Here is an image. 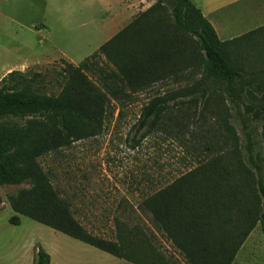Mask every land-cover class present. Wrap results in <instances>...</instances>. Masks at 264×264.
<instances>
[{"label": "trees", "instance_id": "trees-1", "mask_svg": "<svg viewBox=\"0 0 264 264\" xmlns=\"http://www.w3.org/2000/svg\"><path fill=\"white\" fill-rule=\"evenodd\" d=\"M259 37L264 38V27L221 40L191 0H157L78 66L64 61L58 93L47 91L51 82L42 72L6 74L0 80V185L30 184L9 197L17 214L11 224L21 225L19 216H24L132 264H232L258 225L264 236V161L255 152L251 119L241 111L251 107L246 99H256L254 88L264 91V80H258L264 68L246 69L233 56L245 53L249 40ZM195 73L201 75L198 82ZM172 76L174 83L191 80L194 85L183 93L159 94L142 109L133 148L172 121L178 96H194L196 87L210 80L224 84L227 101L241 117L245 143L230 132L219 155L149 195L140 213L150 217L152 227L130 223L122 229L118 224L117 241L100 238L76 219L42 160L96 138L114 118L113 107L121 118L136 94ZM210 96L202 88L201 100L194 97L186 103L206 106ZM257 104L264 110V104ZM182 122L175 124L184 126ZM158 234L182 259L162 246ZM33 264H51L40 245Z\"/></svg>", "mask_w": 264, "mask_h": 264}, {"label": "rangeland", "instance_id": "rangeland-1", "mask_svg": "<svg viewBox=\"0 0 264 264\" xmlns=\"http://www.w3.org/2000/svg\"><path fill=\"white\" fill-rule=\"evenodd\" d=\"M156 2L144 0L145 11ZM256 2L249 1L251 5ZM246 4L239 9L240 16L232 20L231 31H224L225 26L222 28L217 22L220 17L212 16L221 40L230 41L264 27V14L259 13L262 10L248 9L250 7ZM14 12L13 17L19 20V24L8 23L4 17H0V80L13 70L32 69L42 72L51 82L47 87L49 93H58L60 86L57 81L64 61L78 66L91 53L98 51L84 46L76 38L75 31L61 29L53 32L55 46H38V40L30 37L25 27L21 28L28 23L24 1ZM165 13L170 16L171 7L167 6ZM222 13L220 16L225 17L229 12ZM212 17L211 22L214 20ZM74 26L75 23L70 24V27ZM259 38L249 40L245 53L239 51L233 54L234 59L246 69L264 68V38ZM192 73L189 70L188 74ZM193 76L195 82L201 77L199 73ZM173 78L136 94L121 118L118 117V107H113L114 118L106 122L104 130L96 138L76 142L42 160L44 168L52 171L56 188L72 205L76 219L100 238L117 241L118 224L122 229L130 223L140 224L142 228L144 225L152 227L150 217L140 213V206L149 195L173 183L203 161L219 155L230 132L239 142L245 143L241 117L237 108L227 101L224 84L210 80L202 87L197 86L194 96H178L176 103L173 102L175 107H171L172 121L167 126L161 125L138 147L133 148L135 125L142 109L159 94L171 95L174 91L182 92L184 88L194 85L191 80L177 84ZM258 80L263 81L264 76ZM202 88L209 89L211 94L206 106L203 103L197 107L186 103L194 97L201 100ZM246 89L249 93L250 88ZM251 93L256 99H246L245 104L251 107L248 110L242 107L241 111L251 119L249 130L256 142L255 152L264 161V110L257 104H264L261 99L264 91L259 92L254 88ZM181 102H185V105H181ZM175 121H183L184 126L176 125ZM138 139L139 136L136 137ZM29 185V182L0 185V264H33L39 245L50 254L52 264L119 263L107 259L109 254L27 217L19 216V226L11 224V219L17 214L9 204V197ZM158 236L166 250L174 253L177 259H182L170 243L160 234ZM253 250L257 253V259H264V236L260 225L253 230L242 251ZM120 264L131 263L123 261Z\"/></svg>", "mask_w": 264, "mask_h": 264}, {"label": "crops", "instance_id": "crops-1", "mask_svg": "<svg viewBox=\"0 0 264 264\" xmlns=\"http://www.w3.org/2000/svg\"><path fill=\"white\" fill-rule=\"evenodd\" d=\"M23 1L28 23L21 28L25 27L30 37L35 41L38 40L36 45L42 47L55 46L53 32L61 29V31H75L76 38L83 42L84 46L93 47L97 51L125 29L139 13L145 11L144 0H0V17H4L8 23L19 24V20L13 17V14ZM191 1L210 22L212 16H219L217 22L219 21L218 24L222 28L225 26L223 29L227 32L231 31L232 20L235 16H240L239 9L244 7L242 5L245 3L250 7L248 9L259 8L262 10L259 13L264 14V0H257L256 4L252 5L249 3L251 0ZM225 11L229 13L225 14V17L220 16ZM212 18L214 20L211 23L214 26L215 18ZM72 23H75L74 27H70ZM57 26L60 28H56ZM243 246L232 264H264V259H257L255 250L243 252ZM109 255L106 256L107 259L119 262L118 264L125 261Z\"/></svg>", "mask_w": 264, "mask_h": 264}]
</instances>
